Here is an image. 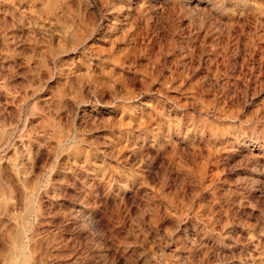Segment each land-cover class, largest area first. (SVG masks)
<instances>
[{
  "label": "rangeland",
  "instance_id": "374dc122",
  "mask_svg": "<svg viewBox=\"0 0 264 264\" xmlns=\"http://www.w3.org/2000/svg\"><path fill=\"white\" fill-rule=\"evenodd\" d=\"M0 264H264V0H0Z\"/></svg>",
  "mask_w": 264,
  "mask_h": 264
},
{
  "label": "bare ground",
  "instance_id": "6f19581e",
  "mask_svg": "<svg viewBox=\"0 0 264 264\" xmlns=\"http://www.w3.org/2000/svg\"><path fill=\"white\" fill-rule=\"evenodd\" d=\"M121 10V9H120ZM2 146H4V145H2ZM20 248L22 249L21 251H22V253H26L25 252V246L24 245H22V243H21V245H20Z\"/></svg>",
  "mask_w": 264,
  "mask_h": 264
}]
</instances>
